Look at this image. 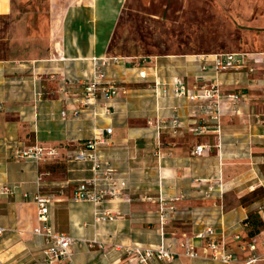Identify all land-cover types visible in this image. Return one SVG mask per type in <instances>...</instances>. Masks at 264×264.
<instances>
[{"label":"crops","instance_id":"1","mask_svg":"<svg viewBox=\"0 0 264 264\" xmlns=\"http://www.w3.org/2000/svg\"><path fill=\"white\" fill-rule=\"evenodd\" d=\"M121 1L47 0L51 39L26 37L23 21L15 25L14 36H5L8 49L0 55V184L12 187V193L0 195V264H47L44 239L33 229L38 225L34 195L51 193L48 188L55 189L50 223L75 239L74 264H143L127 259L114 244L156 245L162 240L176 253L149 264H253L246 263L252 239L255 252L262 255L254 264H264V70L214 74L201 66L209 65L215 52L130 57L125 67H110L118 96L107 104L82 106L81 85L67 81L90 76V59L106 55ZM11 13V0H0V16ZM60 60V71L51 73ZM139 69L146 70L145 78L138 76ZM176 78L191 93L215 82L222 93L241 94L236 103H220L219 131L198 109L201 100L174 94ZM154 81L165 86V93L158 87L156 94ZM93 107L100 114L95 118ZM72 109L79 110L78 116L71 115ZM173 114L179 127L172 125ZM107 126L112 127L109 142L99 145V152L127 187L104 204L116 218L94 222L92 204L72 200L75 184L91 176V165L72 155L86 139L105 135ZM197 144L206 145L203 155L193 153ZM31 145L57 149L52 169L40 168L48 158L15 155ZM211 183L214 191L204 196ZM170 205L175 210L166 208ZM253 221L255 231L249 234ZM205 225L225 237L235 260L222 263L183 254L189 240L200 251L203 239L193 235Z\"/></svg>","mask_w":264,"mask_h":264},{"label":"built area","instance_id":"2","mask_svg":"<svg viewBox=\"0 0 264 264\" xmlns=\"http://www.w3.org/2000/svg\"><path fill=\"white\" fill-rule=\"evenodd\" d=\"M130 59L131 58L128 56L102 55L92 57L90 59L92 62V72L90 73V76L76 80L77 84L81 85L83 89L82 96L80 97L81 105H95L97 99L103 101L106 100L108 102L118 96L120 88L116 85L115 75H110V67L118 64L125 67L126 64L130 62ZM210 62L209 65H202L201 67L212 71L214 74L227 69L239 68H245L248 72H253L257 69L264 70V51L216 52L211 54ZM154 75H156V72H154ZM138 76L140 78H145L147 76L146 70L139 69ZM154 84L156 94H159L158 87L161 89V93H165V86H161L158 81H154ZM61 88V90L64 91L65 87ZM172 90L177 96H184L192 101L201 100L202 103H200L198 109L207 113V115L215 121L217 131H219L220 103L225 99L237 102L241 98L240 93H222L219 89V85L215 82L202 86L198 92L191 93L186 89L183 81L180 78H176L173 81ZM61 114L62 116H65V110H63ZM78 114V109L71 110V115L73 117L78 116ZM90 114L92 118L100 115L95 111L94 107L90 111ZM171 121L173 126H180L176 114L171 116ZM260 122L262 127H264V115H262ZM204 127L205 125L201 126L200 131H202ZM111 132V126L105 127V135H94L91 138L86 139L81 147L72 155L74 160L89 162L91 165V176L77 182L72 192V200L75 202H90L92 204L94 222H107L116 218V213L105 207L104 204L106 201L117 199L125 187H127L125 178L99 152V145L107 144L109 142V135ZM262 134H264V128H262ZM205 151V144H197L193 148V153L195 155H203ZM14 153L18 157L30 158L34 161H39L46 157L54 158L58 155V151L55 147H46L42 145L27 146L22 149H17ZM37 182H41L40 177L37 178ZM206 189L207 190L204 193L208 195L214 189L212 183L209 184ZM11 193L12 187L0 184V195H8ZM34 201L38 208V225L34 227L33 232L41 235L44 239V246L42 249L44 261L47 264H74L71 258V244L75 239L67 233L56 230L50 223V207L55 201L53 194L36 193L34 195ZM169 208L172 209L173 206L170 205ZM163 217L164 215L162 213L160 217L162 222ZM3 230L4 228L0 227V232ZM194 237L203 239L204 245L201 246V250L199 251L196 249V245L189 240L184 245V255L191 258H207L222 263H230L235 260L234 253L228 247L225 237H218L212 226L207 225L202 231L197 232ZM114 248L124 253L127 259L143 264H149L153 259L162 260L173 257L172 250L164 244L163 240L156 245H142L137 242L129 244L116 243L114 244ZM247 248L252 254L247 257L246 263L254 264L261 259L262 255L255 252V240L252 239L247 244Z\"/></svg>","mask_w":264,"mask_h":264},{"label":"rangeland","instance_id":"3","mask_svg":"<svg viewBox=\"0 0 264 264\" xmlns=\"http://www.w3.org/2000/svg\"><path fill=\"white\" fill-rule=\"evenodd\" d=\"M11 3V16H0V55L8 49L5 36H14V27L21 21L27 25L26 37L51 39L47 0H11ZM252 51H264V0H122L110 31L106 56L142 58L175 53ZM57 62L51 73L60 71L62 60ZM89 65L92 72L91 61ZM69 79V84L77 85V79ZM100 102L101 105L108 103L97 99L96 104ZM46 158L40 167L42 170L54 167L52 158ZM48 189L55 192L54 188ZM171 206L172 209L166 208L175 210ZM163 210L161 207L160 211Z\"/></svg>","mask_w":264,"mask_h":264},{"label":"trees","instance_id":"4","mask_svg":"<svg viewBox=\"0 0 264 264\" xmlns=\"http://www.w3.org/2000/svg\"><path fill=\"white\" fill-rule=\"evenodd\" d=\"M248 219V218H247ZM258 222V221H257ZM255 224V225H254ZM251 226H252V228H251V230L248 232L249 234H252V233H254V231H255V226H256V221L254 222H251Z\"/></svg>","mask_w":264,"mask_h":264}]
</instances>
